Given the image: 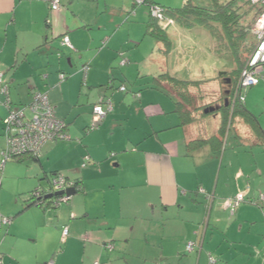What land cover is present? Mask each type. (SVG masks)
<instances>
[{
	"label": "crops",
	"instance_id": "crops-1",
	"mask_svg": "<svg viewBox=\"0 0 264 264\" xmlns=\"http://www.w3.org/2000/svg\"><path fill=\"white\" fill-rule=\"evenodd\" d=\"M57 1L53 11L40 0H0V73L9 86V98L0 97V160L5 120L37 93L48 95L70 137L36 159L6 163L0 264H264V116L250 108L259 125L230 121L232 142L219 136L218 108L183 123L176 90L160 77L184 72L203 96L222 85L219 67L172 59L180 29L166 32V49L149 34V8L134 0ZM213 56L220 60L214 44ZM101 100L113 110L91 130ZM57 173L77 182V194L57 207L31 205L30 194L48 190ZM240 193L246 200L232 214L227 200Z\"/></svg>",
	"mask_w": 264,
	"mask_h": 264
},
{
	"label": "built area",
	"instance_id": "built-area-1",
	"mask_svg": "<svg viewBox=\"0 0 264 264\" xmlns=\"http://www.w3.org/2000/svg\"><path fill=\"white\" fill-rule=\"evenodd\" d=\"M49 3L52 6L53 11L60 10V3L57 0H40ZM148 0H134L137 6H147L152 17L158 20L166 27L172 25L174 22L165 17V10L155 4L147 5ZM250 4L260 11L259 17L256 19L255 24L252 27V34L256 38V47L254 52L248 59V62L243 69L237 86L233 92V101L245 103L246 96L245 90L251 89L257 86L264 72V0H249ZM63 45L69 48H73L71 41L68 37L63 40ZM87 71V70H86ZM65 76L62 75V79ZM121 91L125 92L126 87L122 86ZM9 98V86L7 85L4 75L0 73V97ZM9 107V99L5 102ZM3 102L0 99V105ZM113 110V104L109 100H101L99 105L94 108L93 122L91 130H96L106 119L108 114ZM5 135H6V148L2 152L0 160V183L2 181L3 171L6 163L10 160L19 158L21 156L30 155L35 158L40 156L43 147L57 139L69 140L70 137L66 133V123L57 118L55 115L54 107L50 103L49 97L46 93H37L34 96L32 103L24 108L10 111L9 116L4 122ZM114 156V154H113ZM88 158H86L87 165ZM71 188L77 190V182L70 181L63 174H54L49 181V189L35 190L31 199L37 206L44 207L50 201V205L57 207L63 203H69L72 196L67 194ZM65 192L62 196L54 199H47L48 194H54L57 192ZM213 196L209 195L208 199L213 200ZM263 198V197H262ZM246 197L240 193L235 197L227 200V207L231 210L232 214L236 212L238 207L244 203ZM12 219L3 218L2 225L8 227L12 224ZM69 236V229L63 230V241ZM113 249V246H109ZM195 250V243H189L188 251L191 253ZM211 263H215L213 257L210 258ZM1 263V258H0Z\"/></svg>",
	"mask_w": 264,
	"mask_h": 264
},
{
	"label": "trees",
	"instance_id": "trees-1",
	"mask_svg": "<svg viewBox=\"0 0 264 264\" xmlns=\"http://www.w3.org/2000/svg\"><path fill=\"white\" fill-rule=\"evenodd\" d=\"M213 1L214 7L211 10L196 7L190 3H187L181 9L169 10L159 4H156L153 0H148L146 2L147 5L151 3L162 7L165 10V17L174 22L172 25L166 27L158 20L154 19L149 12V34L163 42L166 45V49H168L170 42L166 32L174 28V26L179 25L186 30H194L196 27L206 29L213 39L214 54L219 58L228 57L233 61L234 69L232 72H228V74H230L232 77H226L225 79L220 78L225 82H228V79L231 80V83L226 84L227 87H231L230 90L226 91V97L230 100V98H233V92L238 84L241 73L256 47V38L252 34V27L255 24L256 19L259 17L260 11L252 6L249 0ZM245 6H248L249 9H246ZM135 7L138 6L135 4ZM251 11L255 12L253 16H250L249 14ZM160 78H165V81L176 90V93L180 99V102L176 104V110L182 115L184 119L183 123L187 119L192 121L193 113L200 110L196 105L194 95L195 93L193 91L197 90L200 93H203L201 90L202 83L195 81H185L168 75H164ZM211 108L213 107L201 109L203 111V115L205 114L206 110H210ZM218 109L223 113V124L219 131L220 137L226 136L229 122L233 121L237 117H241L247 124L251 126L259 125L257 117H255L245 108V103H234L232 100V103L229 101L227 102V105L224 104ZM215 112L216 111H214V113ZM211 114L212 112H209L208 115ZM261 131H263L261 135L264 136V129L261 128ZM203 142L206 144L210 143L211 141ZM25 156H21L19 158H23ZM32 158L36 159L33 156ZM32 193L29 196V201L31 205H36L31 199ZM47 204H50V201H48Z\"/></svg>",
	"mask_w": 264,
	"mask_h": 264
},
{
	"label": "rangeland",
	"instance_id": "rangeland-1",
	"mask_svg": "<svg viewBox=\"0 0 264 264\" xmlns=\"http://www.w3.org/2000/svg\"><path fill=\"white\" fill-rule=\"evenodd\" d=\"M156 4H159L169 10H177L183 8L187 3H190L196 7L205 8V9H212L214 7V1L213 0H153ZM246 9H249L248 6H245ZM145 9V8H143ZM254 11H251L249 14L250 16L254 15ZM174 27H177L180 29L183 34L180 37H177L175 39V44L177 45L178 49L175 51V57L172 59H181L183 61H189V65L192 69L195 67H204V64L207 68H214L218 69V77H220V73L227 72V75L224 77H220L225 79L232 77L228 72H232L234 69L233 61L228 57H220V60H217V58H214L213 56V39L210 36L209 32L201 27H196L194 30H191L190 32L185 31L181 26L176 25ZM171 30V29H170ZM185 33H188L185 34ZM178 77L181 80H187V76L184 72L182 74L180 73ZM221 92H214L211 90L210 92H207V95L202 96L204 93H200L197 90H194L195 93V100L197 107L201 110L206 107H213V108H219L222 105H227V102L232 100L230 97V100L226 97V91L230 90L231 87H227V83L223 80H221ZM171 86V85H170ZM172 87V86H171ZM206 94V92H205ZM230 95V94H229ZM244 95L248 99L247 104H245V108L249 110H253L258 117L264 116V86H256L251 89H247L244 92ZM228 99V100H227ZM251 108V109H250ZM219 111V109H218ZM217 112V110H216ZM216 112H212L211 115H215ZM211 113V112H210ZM201 114L203 115V111L201 110ZM255 114V115H256ZM235 130L231 129L230 126L227 130L226 137L228 138L230 135V141L232 142V138L235 134ZM227 141L225 140V145ZM247 150H250L251 148L245 147ZM49 187V186H48ZM24 187H16L11 186L10 194L13 193L15 197L24 196L25 199L28 200L29 194L27 193H21L19 190H22ZM48 189V188H47ZM6 189L3 188V191ZM4 193V192H3ZM23 198V197H22Z\"/></svg>",
	"mask_w": 264,
	"mask_h": 264
},
{
	"label": "water",
	"instance_id": "water-1",
	"mask_svg": "<svg viewBox=\"0 0 264 264\" xmlns=\"http://www.w3.org/2000/svg\"><path fill=\"white\" fill-rule=\"evenodd\" d=\"M226 75H227V72L220 73V77H224ZM228 83H231L230 79H228ZM214 110H215L214 108H211L210 110H206L205 113L213 112ZM66 193L69 194V195L74 196V195L77 194V190L75 188H71L68 191H66ZM63 194H65V192H63V191L62 192H57V193H54V194H48L46 196V198L47 199H54L56 197L62 196Z\"/></svg>",
	"mask_w": 264,
	"mask_h": 264
}]
</instances>
